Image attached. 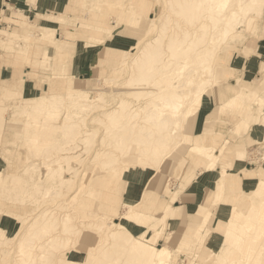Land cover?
<instances>
[{
    "label": "snow or ice",
    "instance_id": "obj_1",
    "mask_svg": "<svg viewBox=\"0 0 264 264\" xmlns=\"http://www.w3.org/2000/svg\"><path fill=\"white\" fill-rule=\"evenodd\" d=\"M0 6L13 18L0 43V218L15 222L0 225V264H264V0ZM124 37L129 51L109 46ZM93 44L99 61L78 68ZM177 136L204 162L175 187L141 180ZM205 169L218 179L174 238V205Z\"/></svg>",
    "mask_w": 264,
    "mask_h": 264
},
{
    "label": "crops",
    "instance_id": "obj_2",
    "mask_svg": "<svg viewBox=\"0 0 264 264\" xmlns=\"http://www.w3.org/2000/svg\"><path fill=\"white\" fill-rule=\"evenodd\" d=\"M26 2V0H25ZM46 4H50L51 7H46L44 9V11L40 12V15L41 16H45L46 14L50 13V12H53L55 9L59 8V4H60V0H45ZM4 4H8V11H11L13 8H17V9H20V10H23L21 8V0H15V3H9V0H5V3ZM4 14V16H3ZM0 16H3L5 18H7L8 20L9 19H13L12 17H9L8 16V12L5 10L4 7L0 6ZM34 19V17H33ZM42 28H46V29H51V30H55L54 28H52V22H46V25H44V27L41 25ZM2 28H0L1 30ZM23 32V31H22ZM34 39L35 40H40V38L38 36H34ZM130 40L131 38H128V37H124L120 40H116V41H113L111 45H109L110 47H113V48H116V49H119V50H125L126 48L124 47V44H130ZM103 46L100 45V46H94V47H89V48H85L82 50V52H79L76 59L78 61L77 63V67L79 68L80 67V64L81 63H87L89 65V67H91V59L93 58V53L95 55V58L97 59V61L99 60V57H100V53L104 50V47L102 48ZM47 49L46 48H42L41 47V52L42 51H46ZM212 99V103H213V106H215V97H211ZM200 116H203L204 120H208L209 119V116H210V112L208 111V104L205 108H203V110L200 111L199 113V116H198V119ZM201 129L203 130V125H201ZM256 130H261L259 128L255 129V132ZM210 131H213V132H219L220 129L219 128H216V129H212ZM196 135H199V133H196ZM211 135L209 137V140L211 141ZM183 146V148H185L184 145H181ZM199 160L201 162H204L203 161V158L200 157ZM192 167L190 166H187L186 169H185V172L186 173L185 175H183L182 177H185L188 175V172L190 171ZM181 170V166L178 167V171ZM183 173V174H184ZM216 173H212V172H207V169L200 172L199 176H197L196 180L189 183L186 190H184L185 192L188 193V196H187V199H186V202H178L176 203L174 206L179 209V213L175 216V217H171L170 218V223L169 225H174V219L177 218V217H181V216H184V217H195L196 214L200 211V207H201V203L203 201V194L206 193L208 191V186L213 182V177H215ZM143 178V177H141ZM140 178V179H141ZM138 183V182H137ZM198 194H199V199H198ZM181 207H184L185 208V211L188 212L190 214V212L192 214L186 216L183 212H182V208ZM221 212H223V210H221ZM182 225L181 227L184 226V223H185V220L184 218H182ZM179 227V228H181ZM178 228V229H179ZM172 235H173V232L171 231Z\"/></svg>",
    "mask_w": 264,
    "mask_h": 264
},
{
    "label": "rangeland",
    "instance_id": "obj_3",
    "mask_svg": "<svg viewBox=\"0 0 264 264\" xmlns=\"http://www.w3.org/2000/svg\"><path fill=\"white\" fill-rule=\"evenodd\" d=\"M3 3H5V0H3ZM3 16H4V14H3ZM3 16H0V28H2L0 30V43H3L4 39H5V37L3 36V33L5 31H8V25H7V23H5V19H4L5 17H3ZM9 20H11V19H9ZM44 25H46V23L42 24L43 27H44ZM17 28H18V26H17L16 22L13 20L11 31L12 32H16ZM19 31L20 32L24 31L23 26H22V22H21V25L19 26ZM128 38H130V37H128ZM38 41L39 40H35L34 37H33L32 43L35 45L36 50L39 53V52H41V45L39 43H37ZM94 46H100V44L90 45V47H94ZM133 47H134V45H132L130 43V44H128V46H127V48L125 50H119V49L118 50L121 51V52H127ZM102 52L100 53V57H101ZM100 57H99V59H100ZM206 106H207V102L204 99L201 102L200 110L198 111V116H199L200 111L203 110V108H205ZM261 131H264V130H256V134L259 135L261 133ZM180 140H181V138L179 136H177L175 141H174V143H172L168 147V150H167L166 154L162 153L163 159H162V162L159 165V169L160 170L156 171V173H153L154 176H151L152 178H154L156 176H159L160 180H162V181H166V180L170 179L171 180V185L173 187H175L178 183H183V178L184 177H182V176L186 174L184 172H185V169H186L187 166L193 167L194 165L203 163V162H201L199 160L200 156L198 154L191 153V149L183 148V146H181L183 144L180 142ZM177 145H179V146H177ZM183 157L188 159V160H185L184 164H182ZM187 161H189V162L186 163ZM179 166H181V170L178 171V167ZM0 171H3V168H0ZM152 171H154L152 168H141L140 169V178L143 177V178H141V180L144 179L145 175H147L149 172H152ZM203 172H204V170H203ZM207 172L214 173V171L208 170V169H207ZM213 179H218L217 174L215 175V177H213ZM163 186L165 188H167L169 185L167 183H165ZM187 186H188V184L186 185L184 190H186ZM181 208H182V212L186 216H188V215L193 213V212L192 213L190 212V214H189L188 212L185 211L184 207H181ZM221 215H223V212H221ZM182 218H184V216H181V217L179 216V217L175 218L174 219V221H175L174 225H171V224L169 225L171 231L173 232V237L174 238H175V234H176L178 228L181 227V225H182V220H183ZM0 225L3 226V229L6 232H8L11 229L15 228V222L12 221L11 218H0Z\"/></svg>",
    "mask_w": 264,
    "mask_h": 264
},
{
    "label": "bare ground",
    "instance_id": "obj_4",
    "mask_svg": "<svg viewBox=\"0 0 264 264\" xmlns=\"http://www.w3.org/2000/svg\"><path fill=\"white\" fill-rule=\"evenodd\" d=\"M205 95H207V94H205ZM204 100V97H202V99H201V102ZM185 160H188L187 158H185V157H183V159H182V164H184L185 163ZM189 161H187L186 163H188ZM166 164V163H165ZM182 166V165H181ZM176 167V166H175ZM154 170V169H153ZM153 173H156V170H154V171H152L151 172V176H154L153 175ZM146 176V175H145ZM151 176H148V179H149V181H150V179H152V177ZM162 181V180H161Z\"/></svg>",
    "mask_w": 264,
    "mask_h": 264
}]
</instances>
